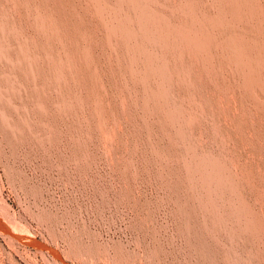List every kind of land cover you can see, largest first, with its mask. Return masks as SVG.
Segmentation results:
<instances>
[{
  "label": "rangeland",
  "instance_id": "rangeland-1",
  "mask_svg": "<svg viewBox=\"0 0 264 264\" xmlns=\"http://www.w3.org/2000/svg\"><path fill=\"white\" fill-rule=\"evenodd\" d=\"M244 1L0 0V264H264Z\"/></svg>",
  "mask_w": 264,
  "mask_h": 264
},
{
  "label": "bare ground",
  "instance_id": "bare-ground-1",
  "mask_svg": "<svg viewBox=\"0 0 264 264\" xmlns=\"http://www.w3.org/2000/svg\"><path fill=\"white\" fill-rule=\"evenodd\" d=\"M98 1V0H97ZM254 1L255 0H245L242 4H244L245 6L244 7H247V10L246 11H237L236 9H234L233 10V12H232V14H231V16L233 17V18H235V19H239V18H241L242 20H244V21H248V20H252V19H254V18H262V16H261V13H259L260 12V9H259V7H258V10H256V5H254ZM235 2H237V0H229V3L230 4H232V5H234V3ZM239 2V1H238ZM237 2V3H238ZM213 5V4H212ZM240 5V4H239ZM15 6V5H14ZM235 6V5H234ZM236 6H238V5H236ZM235 6V7H236ZM242 6V5H241ZM133 7V6H132ZM149 7V6H148ZM186 7V6H185ZM219 7V6H218ZM102 8V7H101ZM239 8H241V7H239ZM238 8V9H239ZM227 10V9H226ZM220 11V10H219ZM232 11V10H231ZM201 12V11H200ZM246 13V14H245ZM226 14V13H225ZM228 14V13H227ZM208 16V15H207ZM199 17V16H198ZM223 18V17H222ZM225 18V17H224ZM223 18V19H224ZM221 19V18H220ZM216 20H219L218 18L216 19ZM224 20H226V19H224ZM211 21V20H210ZM221 21V20H220ZM128 22V21H127ZM214 22H216V21H213V22H210V23H214ZM224 22H226V21H224ZM218 23L219 24H221L219 21H218ZM227 23V22H226ZM219 24H217V26H220ZM216 25V24H215ZM223 25V20H222V24H221V26ZM224 25H226V24H224ZM250 25V24H249ZM4 26V25H3ZM197 26V25H196ZM83 27V26H82ZM259 27H264V24H262V25H259V26H257L256 28L258 29ZM264 29V28H263ZM147 30V29H146ZM177 30V29H176ZM198 30H199V28H198ZM225 31V30H224ZM201 32H202V30H201ZM215 32V31H214ZM262 32V31H261ZM264 32V31H263ZM133 33V32H132ZM186 33H187V36H184V35H186ZM218 33V32H217ZM184 35H183V32H182V34H181V36H183L184 37V39L186 40V42L195 50L196 49V51H199V53L201 54V52L200 51H202V50H205L206 51V48H207V46H208V42L206 43L205 41L204 42H202V41H200V40H196V39H194V38H192V36L190 37V34L187 32V31H185L184 32ZM210 35V34H209ZM152 36V35H151ZM242 36V35H241ZM241 36H239L238 37V39H237V41H236V45L235 44H232V45H234V46H238V47H231L232 49H233V51L234 52H236V53H234V62H232L234 65H236V67H238V68H240V69H242L243 71H242V77H240L241 78V82H242V84H241V86H243V88H246V89H248V87H254V88H256L257 89V91L258 92H260L261 94H263L264 93V43L262 44L261 42L260 43H258V42H255V40L254 39H252V40H254V41H250V44H249V47L251 48V49H254L256 52H257V54H256V56H252V55H250L249 54V52H248V50L249 49H245V47H241V45H237L239 42H241ZM243 37H244V35H243ZM37 38V37H36ZM156 38V37H155ZM182 38V37H181ZM198 39V38H197ZM228 39H230V38H228ZM235 38H233V40H234ZM244 38H242V40H243ZM222 40V39H221ZM209 41V40H208ZM230 41L231 40H226L225 39V46L224 47H226V45H227V43L228 44H230L231 45V43H230ZM235 41V40H234ZM233 41V42H234ZM245 41V40H244ZM243 41V42H244ZM257 41H258V39H257ZM79 42V41H78ZM217 42V41H216ZM249 42V41H248ZM136 43V42H135ZM164 43V42H163ZM183 43V42H182ZM245 43V42H244ZM79 44H81L80 42H79ZM158 44V43H157ZM247 44V43H246ZM182 45V44H181ZM211 45V44H210ZM216 45H218L217 43H216ZM215 45V43H214V46H216ZM231 45V46H232ZM242 45H243V43H242ZM133 46V45H132ZM244 46V45H243ZM246 47H247V45H245ZM80 47V46H79ZM81 47H83L82 45H81ZM213 47V46H212ZM223 47V48H224ZM83 48H85V47H83ZM83 48L81 49L82 50V52L83 51H85V50H83ZM80 49V48H79ZM86 49V48H85ZM140 49V48H139ZM250 49V50H251ZM86 50H88L87 52H89V49H86ZM212 50V49H211ZM230 49H228L227 50V52H231V50L229 51ZM236 50V51H235ZM80 51V50H79ZM196 51H194L195 53H196ZM81 52V51H80ZM193 53V52H192ZM198 53V54H199ZM203 53H206V52H202V54ZM208 53V52H207ZM252 53V52H251ZM80 54V53H79ZM78 54V55H79ZM82 54V53H81ZM80 54V55H81ZM199 54V55H200ZM230 54V53H229ZM232 55H233V53H231ZM84 56H86L87 54H86V51L84 52V54H83ZM82 55V56H83ZM91 55V54H90ZM210 55V54H209ZM198 56V55H197ZM88 57V58H87ZM86 58L88 59L87 61L84 59L85 57H82L83 59H84V61H86V62H88V63H92V62H90V60H91V58H90V60H89V53H88V56H87ZM38 59V58H37ZM109 59V58H108ZM151 59V58H150ZM206 59H207V57H206ZM232 59V58H231ZM28 61V60H27ZM193 61V60H192ZM206 61V60H205ZM233 61V60H232ZM86 62H84L85 63V65H86ZM212 62V61H211ZM232 63H231V66H232ZM202 64V63H201ZM91 65V64H90ZM93 65V64H92ZM91 65V66H92ZM234 65H233V67H234ZM90 67V66H89ZM204 67V66H203ZM235 67V68H236ZM245 67V68H244ZM30 68V67H29ZM234 68V70L238 73V74H240L239 72H238V70H236ZM87 69H88V67H87ZM153 69V68H152ZM208 70V69H207ZM217 70V69H216ZM91 71H93L92 70V68H91ZM211 71V70H210ZM236 73V74H237ZM210 74V73H209ZM237 74V75H238ZM241 75V74H240ZM238 77H239V75H238ZM240 78H237V79H240ZM212 79V78H211ZM213 82V81H212ZM215 84V83H214ZM230 87V86H229ZM221 90V89H220ZM249 90V89H248ZM7 91V90H6ZM248 92V91H247ZM146 95V94H145ZM249 96H250V94H249ZM254 97V96H253ZM258 97V96H257ZM251 98V97H250ZM255 100H257V98L255 99ZM263 101V100H262ZM260 102V101H259ZM263 104V103H262ZM243 106V104L241 105V107ZM245 107V106H244ZM102 109V108H101ZM244 110H246V109H244ZM99 111V110H98ZM103 111V110H102ZM247 113V112H246ZM246 117V116H245ZM248 117V116H247ZM249 119V118H248ZM247 119V120H248ZM248 122V121H247ZM252 122V121H251ZM241 128V127H240ZM241 130V129H240ZM30 132V131H29ZM247 132V131H246ZM257 134H258V132H257ZM260 134V133H259ZM249 135V134H248ZM247 136V135H246ZM260 136V135H259ZM109 141V140H108ZM104 147V146H103ZM258 149V148H257ZM200 156V155H199ZM259 156V155H258ZM212 164V163H211ZM188 169V168H187ZM217 174V173H216ZM223 177V176H222ZM211 185V184H210ZM217 209V208H216ZM262 225V224H261Z\"/></svg>",
  "mask_w": 264,
  "mask_h": 264
}]
</instances>
